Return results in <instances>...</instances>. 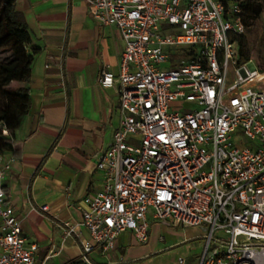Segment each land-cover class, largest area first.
I'll list each match as a JSON object with an SVG mask.
<instances>
[{"label":"built area","instance_id":"built-area-1","mask_svg":"<svg viewBox=\"0 0 264 264\" xmlns=\"http://www.w3.org/2000/svg\"><path fill=\"white\" fill-rule=\"evenodd\" d=\"M84 1L100 26L121 32L125 49L118 73L99 78L118 83L120 124L97 164L100 190L84 198L81 223L66 224V236L89 233L70 264H95L90 254L109 253L123 232L146 243L150 217L204 227L198 264H264V73L236 64L240 4ZM13 161L0 154V264H36L37 246L6 205Z\"/></svg>","mask_w":264,"mask_h":264},{"label":"crops","instance_id":"crops-1","mask_svg":"<svg viewBox=\"0 0 264 264\" xmlns=\"http://www.w3.org/2000/svg\"><path fill=\"white\" fill-rule=\"evenodd\" d=\"M16 11L31 31L27 50L35 60L30 113L5 153L14 160L6 205L37 246L36 264H70L80 258L89 233L77 227L66 236V224L79 225L84 198L100 190L97 164L120 124L118 83L103 87L99 78L103 70L118 73L125 42L117 28L96 22L84 0H16ZM165 223L150 217L146 243L123 232L112 251L97 249L90 258L95 264H168L165 258L175 253L173 264L179 258L198 264L202 253L191 261V250H168L192 239L193 229L202 230L205 241L206 229L181 227L185 233L164 238ZM53 247L58 253L50 257Z\"/></svg>","mask_w":264,"mask_h":264},{"label":"trees","instance_id":"trees-1","mask_svg":"<svg viewBox=\"0 0 264 264\" xmlns=\"http://www.w3.org/2000/svg\"><path fill=\"white\" fill-rule=\"evenodd\" d=\"M223 1L227 8L232 2H238L242 8L252 5L256 15L262 14L260 6H254L255 0ZM233 41L239 50L236 64L241 67L249 61L244 53L245 38L239 35ZM31 42V31L19 20L16 0H0V94L7 97L0 100V154L13 149L16 135L30 113L29 85L35 60V53L27 50Z\"/></svg>","mask_w":264,"mask_h":264},{"label":"rangeland","instance_id":"rangeland-1","mask_svg":"<svg viewBox=\"0 0 264 264\" xmlns=\"http://www.w3.org/2000/svg\"><path fill=\"white\" fill-rule=\"evenodd\" d=\"M254 6H260L262 14L256 15L252 9V5H247L243 9V22L245 27V38L244 53L249 57V61L246 63L249 67L253 69H258L261 73H264V0H255ZM170 26L165 25L164 28H169ZM18 85V84H15ZM6 95L0 94V100H6ZM168 229L162 231V236L165 238L169 236L172 232L185 233L186 229L183 230L180 228H173L170 223L166 222ZM189 228V227H187ZM192 239L187 240L184 243L179 244L175 248L169 249L170 252H175L178 249L180 250H191V261L197 260V257L203 251L205 241L201 238L203 234L202 230L193 229ZM167 251V252H168ZM175 254V253H174ZM170 254L167 259L168 264H173V255ZM155 259V258H154Z\"/></svg>","mask_w":264,"mask_h":264}]
</instances>
